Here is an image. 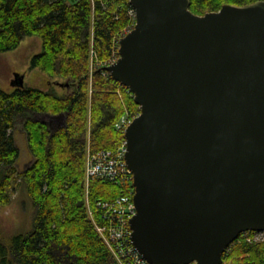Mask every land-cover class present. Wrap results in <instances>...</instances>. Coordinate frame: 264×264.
<instances>
[{
  "label": "water",
  "instance_id": "obj_1",
  "mask_svg": "<svg viewBox=\"0 0 264 264\" xmlns=\"http://www.w3.org/2000/svg\"><path fill=\"white\" fill-rule=\"evenodd\" d=\"M130 1L136 25L107 69L141 109L125 131L133 242L151 264H223L264 231V0L204 15Z\"/></svg>",
  "mask_w": 264,
  "mask_h": 264
},
{
  "label": "trees",
  "instance_id": "obj_2",
  "mask_svg": "<svg viewBox=\"0 0 264 264\" xmlns=\"http://www.w3.org/2000/svg\"><path fill=\"white\" fill-rule=\"evenodd\" d=\"M256 1L191 0L190 9L204 15ZM129 8L128 0H0V52L40 37L31 68L51 83L48 89L24 83L11 92L0 84V206L24 186L34 209L30 230L0 242V264H120L98 227L114 220L109 204L125 187L88 181L86 169L90 152L113 150L126 139L117 127L126 111L134 117L141 110L133 92L102 65L132 21ZM18 127L32 155L22 169ZM231 250L232 264H264V241L237 238L224 261Z\"/></svg>",
  "mask_w": 264,
  "mask_h": 264
},
{
  "label": "built area",
  "instance_id": "obj_3",
  "mask_svg": "<svg viewBox=\"0 0 264 264\" xmlns=\"http://www.w3.org/2000/svg\"><path fill=\"white\" fill-rule=\"evenodd\" d=\"M128 1L130 4L128 11L132 21L123 29L121 34L118 35L116 50L110 60L106 63L101 62L104 67L110 66L121 57L119 52L120 40L131 32L136 25V10L132 6L131 1ZM98 63L100 62L98 61ZM139 114L140 112L136 116ZM136 116H134L132 120ZM132 120L124 124V132ZM126 153V139L113 150H100L98 152L89 153L86 169L88 181L90 179L99 178L106 181H116L125 187L123 195L118 198L116 202L109 204L108 211L112 210L114 212V216L112 215L114 220L111 221L107 228L98 227V230L108 246L111 247L120 264H151L139 252L132 239L133 229L131 226V219L137 214L138 210L135 203L136 187L134 172L127 162ZM249 232H253L255 236L258 235L260 237H263L264 234V231L249 230ZM240 236L238 238H240ZM247 240L251 241L252 239L248 237ZM190 264L197 263L193 262Z\"/></svg>",
  "mask_w": 264,
  "mask_h": 264
},
{
  "label": "rangeland",
  "instance_id": "obj_4",
  "mask_svg": "<svg viewBox=\"0 0 264 264\" xmlns=\"http://www.w3.org/2000/svg\"><path fill=\"white\" fill-rule=\"evenodd\" d=\"M41 48V38L33 36L27 37L15 50L0 52V84L6 91L11 92L15 89V73L24 75V82L27 85L41 89L51 87L50 79L45 73L39 68H31V58L40 52ZM55 85L60 91L65 89L61 82ZM132 118L131 112L126 111L117 124L118 130L125 134L124 124L132 120ZM14 135L21 151L17 165L19 169H22L31 162L32 155L28 149L26 134L22 127L16 128ZM33 210L26 188L24 186L16 187L12 202L0 206V242L7 243L12 236L30 230L33 221ZM240 235L241 241L248 237L254 241H264V234L263 237H260L258 235L255 236L253 232L246 231ZM231 252L232 250L226 255L224 264H232Z\"/></svg>",
  "mask_w": 264,
  "mask_h": 264
}]
</instances>
